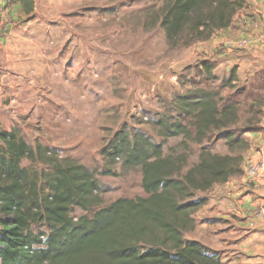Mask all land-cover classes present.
I'll return each instance as SVG.
<instances>
[{"label": "trees", "instance_id": "trees-1", "mask_svg": "<svg viewBox=\"0 0 264 264\" xmlns=\"http://www.w3.org/2000/svg\"><path fill=\"white\" fill-rule=\"evenodd\" d=\"M18 1L25 12L33 10V0ZM245 5V0H168L158 20L169 45L181 40L189 45L230 26ZM201 66V84L218 79L213 63ZM252 74L247 88H237L232 67L216 87L177 94L171 103L175 117L157 121L162 135L195 143L224 130L228 153L202 147L184 173L186 157L180 163L163 156L162 144L143 132L117 130L101 154L139 167L146 196L118 198L98 209L93 170L61 159L39 142L30 145L16 127L0 130V264H224L184 233L194 228L192 215L205 204V198L195 199L196 192L242 174V152L250 147L245 134L259 129L264 107V68ZM225 88L233 91L224 96ZM72 207L84 213L74 219ZM41 222L45 231H34Z\"/></svg>", "mask_w": 264, "mask_h": 264}, {"label": "rangeland", "instance_id": "rangeland-1", "mask_svg": "<svg viewBox=\"0 0 264 264\" xmlns=\"http://www.w3.org/2000/svg\"><path fill=\"white\" fill-rule=\"evenodd\" d=\"M167 1L79 0L75 9L81 14L84 12L85 20L90 23L84 26L90 27L87 36L81 30L84 19L81 15L73 17L64 14L57 19H46L48 21L56 19L59 23V61H71V63L84 59L86 61L81 47L83 41L87 43L89 40L91 49L89 61H95L99 66V69L91 67L89 94L85 99H81L84 115L69 117L70 106L75 101L73 98L60 99L65 112L60 115L63 123L59 126L62 129L54 132L56 137L60 136L55 139L58 144L50 146L49 143L43 142L44 146L56 150L61 159L79 163L95 172L100 188L95 192L98 196V204L94 209L107 206L118 198L146 196L141 187L142 174L139 167L128 168L121 160L107 159L101 154V150L119 129H125L129 134L140 131L153 143H161L163 156L173 160L178 159L180 163L186 157L187 167H183L182 173L197 162L202 147L217 154L228 153L221 134L224 130L212 131L210 138L204 139L201 143H195L183 135H162L157 121L164 115L175 117L176 113L172 110L171 103L177 94H185L193 87H216L220 84L221 78L227 77L229 72L221 70L222 72L218 73L213 69L218 79L206 85L201 84L204 78L201 61H209L214 67L216 62L194 55L192 45L197 42L186 45L184 40H181L176 46L166 42L158 19L161 16V8ZM66 36L73 37L67 39H74V44L64 40ZM227 48L221 42L214 50L221 52L226 51ZM250 52L253 51H247ZM68 63L65 62V66ZM233 67L236 68L238 77L237 88H247L252 72L256 69L250 70L251 72L245 70L238 72L237 67ZM232 91L225 88L221 92L225 96ZM51 100L48 99L49 102ZM240 101L243 102L242 99ZM19 106L20 104H16L12 99L0 98V111L4 109L11 111V108ZM32 108L34 109L33 106ZM38 125H41V122L37 121L33 124L39 127ZM18 129L30 145L38 142L34 139L36 137L34 130L42 134L44 141L52 140V131L47 127L33 128L32 133H28L22 127ZM74 129L79 132L76 137L71 135ZM57 133L60 135H56ZM246 151L242 152V166L250 157L244 159L243 155ZM21 164L29 165L27 160H23ZM35 167L47 169L44 165ZM209 190L196 192L195 199L205 198L200 196L207 195ZM83 213L80 208L72 207L70 214L78 217ZM32 229L45 231L46 226L41 222L35 224ZM190 231L184 233L185 238L191 233Z\"/></svg>", "mask_w": 264, "mask_h": 264}, {"label": "crops", "instance_id": "crops-1", "mask_svg": "<svg viewBox=\"0 0 264 264\" xmlns=\"http://www.w3.org/2000/svg\"><path fill=\"white\" fill-rule=\"evenodd\" d=\"M33 1L34 8L27 13L18 0H0V98L20 104L11 111H0V129L22 127L32 133L33 128L47 127L52 131L51 142L44 141L37 130L34 139L42 145L45 142L57 146L55 139L60 136L56 137L54 132L62 129L60 115L65 112L60 99L73 98L75 103L70 106L69 117H82L85 111L81 99L89 94L91 67L99 69V66L89 61V40L83 41L81 47L86 61H59L56 19L60 15H81L84 17L81 30L86 36L89 33L90 27H84L90 24L84 12L75 9L79 0ZM245 1L246 8L235 14L230 26L216 31L205 42L192 45L195 56L216 62L214 70L218 73L228 72L233 66L238 72L264 68V47L256 46L252 53L235 48L237 41L264 33V0ZM70 37L64 40L74 44V39H67ZM221 42H228L231 47L221 52L214 50ZM65 62H69L67 66ZM37 121L41 125L33 126ZM78 134L74 129L71 135ZM246 137L250 147L244 159L257 153L264 138V107L259 129ZM209 189L207 195L200 196L205 197L206 203L194 213L196 216L192 215L195 227L186 238L199 242L224 264H264V222L255 215L262 197L259 188L240 174Z\"/></svg>", "mask_w": 264, "mask_h": 264}, {"label": "built area", "instance_id": "built-area-1", "mask_svg": "<svg viewBox=\"0 0 264 264\" xmlns=\"http://www.w3.org/2000/svg\"><path fill=\"white\" fill-rule=\"evenodd\" d=\"M223 45L224 47H231V44L228 42H224ZM256 46L264 47V33H256L249 38L235 43V48L238 50L249 51L253 50ZM251 157L244 161L242 175L246 180L258 187L261 192V203L258 205L255 215L264 222V138L260 142L257 153Z\"/></svg>", "mask_w": 264, "mask_h": 264}]
</instances>
